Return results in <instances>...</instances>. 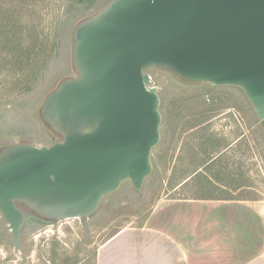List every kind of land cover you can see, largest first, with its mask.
Returning <instances> with one entry per match:
<instances>
[{
  "label": "water",
  "instance_id": "obj_1",
  "mask_svg": "<svg viewBox=\"0 0 264 264\" xmlns=\"http://www.w3.org/2000/svg\"><path fill=\"white\" fill-rule=\"evenodd\" d=\"M76 72L45 97L49 145L0 148V211L19 250L29 214L89 218L130 182L143 192L162 138L151 67L237 86L264 127V0H111L72 33Z\"/></svg>",
  "mask_w": 264,
  "mask_h": 264
},
{
  "label": "rangeland",
  "instance_id": "obj_2",
  "mask_svg": "<svg viewBox=\"0 0 264 264\" xmlns=\"http://www.w3.org/2000/svg\"><path fill=\"white\" fill-rule=\"evenodd\" d=\"M111 0H0L8 52L0 84V148L59 139L43 121L46 95L76 72L72 33ZM161 95L160 143L143 192L130 182L89 218L45 221L29 214L19 250L0 211V264H94L100 244L123 225L143 223L161 199L264 201V127L237 86L184 82L146 70Z\"/></svg>",
  "mask_w": 264,
  "mask_h": 264
},
{
  "label": "crops",
  "instance_id": "obj_3",
  "mask_svg": "<svg viewBox=\"0 0 264 264\" xmlns=\"http://www.w3.org/2000/svg\"><path fill=\"white\" fill-rule=\"evenodd\" d=\"M94 264H264V201L160 199L105 239Z\"/></svg>",
  "mask_w": 264,
  "mask_h": 264
},
{
  "label": "trees",
  "instance_id": "obj_4",
  "mask_svg": "<svg viewBox=\"0 0 264 264\" xmlns=\"http://www.w3.org/2000/svg\"><path fill=\"white\" fill-rule=\"evenodd\" d=\"M8 49L9 46H8L7 31H5L3 26H0V84L3 81L2 77L5 69V60Z\"/></svg>",
  "mask_w": 264,
  "mask_h": 264
}]
</instances>
